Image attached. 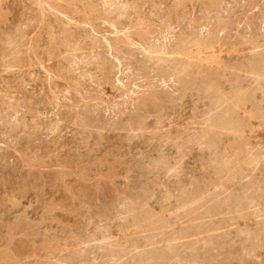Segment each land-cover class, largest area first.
Returning a JSON list of instances; mask_svg holds the SVG:
<instances>
[{"label":"rangeland","instance_id":"obj_1","mask_svg":"<svg viewBox=\"0 0 264 264\" xmlns=\"http://www.w3.org/2000/svg\"><path fill=\"white\" fill-rule=\"evenodd\" d=\"M0 264H264V0H0Z\"/></svg>","mask_w":264,"mask_h":264},{"label":"bare ground","instance_id":"obj_2","mask_svg":"<svg viewBox=\"0 0 264 264\" xmlns=\"http://www.w3.org/2000/svg\"><path fill=\"white\" fill-rule=\"evenodd\" d=\"M245 119V118H244Z\"/></svg>","mask_w":264,"mask_h":264}]
</instances>
